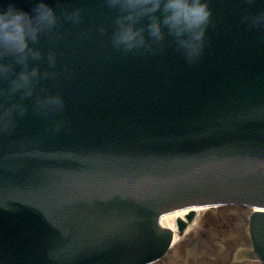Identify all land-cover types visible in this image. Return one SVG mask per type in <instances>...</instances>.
<instances>
[{
  "label": "water",
  "instance_id": "obj_1",
  "mask_svg": "<svg viewBox=\"0 0 264 264\" xmlns=\"http://www.w3.org/2000/svg\"><path fill=\"white\" fill-rule=\"evenodd\" d=\"M263 1L207 0L205 47L189 64L172 37L155 43L147 31L153 52L115 48L121 13L105 0H45L58 23L30 44L41 53L29 63L34 95L0 98L28 108L0 138V264H145L168 244L167 212L263 208L264 25L243 22ZM16 2L32 12L33 0ZM75 9L79 22L65 16ZM55 93L58 132L33 111ZM162 223L173 232L171 215ZM254 228L264 260V215Z\"/></svg>",
  "mask_w": 264,
  "mask_h": 264
},
{
  "label": "clouds",
  "instance_id": "obj_2",
  "mask_svg": "<svg viewBox=\"0 0 264 264\" xmlns=\"http://www.w3.org/2000/svg\"><path fill=\"white\" fill-rule=\"evenodd\" d=\"M105 3L121 13L115 20L117 27L112 34L115 48L125 52L141 49L153 52L145 35L147 31L155 43L164 41L166 36L172 37L187 63L199 62L212 15L207 0H105ZM65 16L69 21L79 22L81 10L75 9ZM145 19L149 21L146 28L138 27ZM243 22L250 27L262 26L264 12L245 17ZM57 23L56 11L45 0H33L31 13L19 7L16 0H0V81H10L7 90L0 89V98L11 100L19 94L25 99L34 95L40 72L36 67L29 69V63L33 59L39 60L41 53L30 44L38 42L40 35ZM48 61L54 65L55 55L50 54ZM17 65L21 66L19 72H16ZM64 110L65 99L60 93L38 97L33 106L35 114L51 120L50 130L57 132L64 127V121L54 117ZM27 113L28 108L22 103L0 102V135L13 133L18 120Z\"/></svg>",
  "mask_w": 264,
  "mask_h": 264
},
{
  "label": "rangeland",
  "instance_id": "obj_3",
  "mask_svg": "<svg viewBox=\"0 0 264 264\" xmlns=\"http://www.w3.org/2000/svg\"><path fill=\"white\" fill-rule=\"evenodd\" d=\"M224 213H222V214H224L223 217H219V219L217 221L218 223H221L220 226H219V228H216V229L211 228L210 229L211 232H212L211 235L213 236V239L212 240H214V244H216V243L219 244V243H222V241H227V240L229 241V240H231L230 241L231 244H234L237 241V243L241 244L243 247L249 246V241H248V238H246V237L241 238L239 236H236L235 239H233V240L231 239L232 238L231 236H232V233H233L234 230H237V231H240L241 232V230L239 229V227H240L239 224L240 225L243 224L242 226H244L245 221H246V219H244L245 218L244 216H247L248 215L247 214L248 212L247 211L242 212V213H240V212H233V215H227L229 213V211H226ZM214 215H211V216L214 217ZM228 216H231V217H228ZM204 218H206V219L211 218L210 217V214H205V217ZM234 218L236 219V221H235ZM203 219L201 220L202 222L200 223V227L198 228L197 232H200V230L201 231H204L203 228L205 227V225H204ZM232 226H233V228H232ZM232 229H234V230H232ZM196 233H194V235H196ZM238 237H239L240 240L237 239ZM211 245H212V243H210V246ZM176 253H174V254H176ZM178 255L179 254L177 253L176 257ZM182 255H183V253H182ZM201 255H202V252H199L197 254V257L200 258ZM195 259H197V258H195ZM203 259L204 258H202V261H203ZM165 261L166 262H169L168 264H178V262H179V261H177L176 258L174 259L172 257L171 258L169 257L168 260L166 259ZM166 262H165V264H167ZM203 263H198V264H203Z\"/></svg>",
  "mask_w": 264,
  "mask_h": 264
},
{
  "label": "bare ground",
  "instance_id": "obj_4",
  "mask_svg": "<svg viewBox=\"0 0 264 264\" xmlns=\"http://www.w3.org/2000/svg\"><path fill=\"white\" fill-rule=\"evenodd\" d=\"M204 210H206V208H194L191 210H185L183 212H179V213H175L171 215V221L173 222V232H174V240L173 242L175 243L174 246H177L178 243H180V241H182L183 237H181L179 235V232H177V222L176 220L181 218L183 220V218L185 217V215H187L190 211H193L197 213L195 220L193 221L192 224H190L188 226V228L186 229V235L192 234L193 231H195V229L197 228L198 224H199V220L201 219L202 215L204 214Z\"/></svg>",
  "mask_w": 264,
  "mask_h": 264
},
{
  "label": "snow or ice",
  "instance_id": "obj_5",
  "mask_svg": "<svg viewBox=\"0 0 264 264\" xmlns=\"http://www.w3.org/2000/svg\"><path fill=\"white\" fill-rule=\"evenodd\" d=\"M0 138H2V135H0Z\"/></svg>",
  "mask_w": 264,
  "mask_h": 264
}]
</instances>
